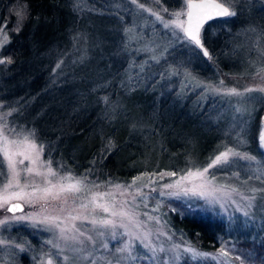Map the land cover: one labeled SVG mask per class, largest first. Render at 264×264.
Returning a JSON list of instances; mask_svg holds the SVG:
<instances>
[{
	"label": "rangeland",
	"instance_id": "rangeland-1",
	"mask_svg": "<svg viewBox=\"0 0 264 264\" xmlns=\"http://www.w3.org/2000/svg\"><path fill=\"white\" fill-rule=\"evenodd\" d=\"M73 1L83 10H80L82 26L76 38L77 59L83 62V67L95 69L102 76L106 68L101 70V53L110 55L105 57L108 62L123 50L121 58L125 67L114 83L125 89L115 96L133 86L128 77L130 69L153 66L159 71L160 68V80L166 82V92L173 94V102L180 106L187 102L184 122L189 124L192 135L195 137L202 131L204 145L213 141L214 150L210 155L208 149L202 154L198 147L201 160L208 155L204 162L186 166L179 162L177 170L142 171L127 181L118 182H103L57 169L40 152L39 163L34 167L41 173L51 167L55 175L47 177L49 184L43 175L21 173V187L28 183L30 186L23 191L31 195L8 201H19L20 210L9 212L7 204L0 207V264H137L139 261L256 264L252 259H243L245 248L235 241L239 238L259 241L264 237V141L261 140L264 121L260 118L264 112V91L261 90L264 89V12L261 0H227L226 3L217 0L235 15L215 17L204 24L200 38L202 35L216 37L215 33H219L213 38L215 46L206 47L209 51L206 58L193 54V43L185 38L182 30L164 26L177 19V12L186 10L185 0H172L168 5L161 0ZM180 19L184 21V16ZM3 41L0 32V44ZM194 55L199 61L193 60ZM105 66L109 68L106 62ZM121 97L105 105L103 112L111 117L110 122L114 120L113 111L120 106ZM198 109L202 110L200 115ZM5 114L0 107V129L10 140H23L29 132L22 127L9 129ZM195 125L199 127L193 129ZM178 143L181 146L183 140ZM189 146L187 141L185 147ZM229 149L240 155L229 156L227 161L208 168L216 156ZM244 156L254 159H243ZM168 158L167 154V162ZM194 159L185 157V153L178 156L179 161L186 163ZM26 166L33 165L28 161L19 165L21 169ZM205 168L208 172L203 177L182 179L189 172H203ZM2 171L0 192L7 183L6 165ZM164 173L174 175L162 176ZM77 181H82L80 191L60 192L59 185ZM178 182V187H165ZM37 188H48L50 193ZM20 190L10 188L9 194ZM98 204L108 206L110 211L105 213ZM176 209L218 216L224 222L225 233L218 239L217 248H196L174 234L169 225V212ZM112 211L127 215L114 216ZM93 220H111L114 226L93 224ZM127 244H131L130 253L121 251ZM187 249L209 255L194 258ZM245 250L248 254L253 252L250 248Z\"/></svg>",
	"mask_w": 264,
	"mask_h": 264
},
{
	"label": "trees",
	"instance_id": "trees-1",
	"mask_svg": "<svg viewBox=\"0 0 264 264\" xmlns=\"http://www.w3.org/2000/svg\"><path fill=\"white\" fill-rule=\"evenodd\" d=\"M161 1L172 4V0ZM80 10L73 0H0V32L4 36L0 44V60L4 61L0 63V107L6 111L9 129L34 131L35 141L43 145L42 156L55 168L103 182L127 181L142 171L177 170L179 162L185 166L204 162L214 150L213 141L204 145L202 131L192 135L184 122L187 102L181 106L173 102L166 82L160 80V68L130 69L128 77L133 86L115 96L125 89L114 83L125 67L123 50L118 57L111 54L114 60L109 58L108 62L105 57L110 55L101 53V70L106 68L102 76L83 67L76 50L82 26ZM216 37L202 35V47L188 39L193 43V54L206 58L203 50L209 55L206 47L215 46ZM195 55L193 60L199 61ZM119 96L120 106L115 107L110 122L111 117L103 112L105 105ZM182 140L183 148L178 143ZM198 147L202 154L208 149L204 160ZM184 153L195 159L179 161L178 156ZM169 225L174 234L203 250L217 248L218 239L225 233L224 222L209 212L176 209L169 212ZM235 242L253 250L248 254L244 249L243 259L264 264V237Z\"/></svg>",
	"mask_w": 264,
	"mask_h": 264
},
{
	"label": "snow or ice",
	"instance_id": "snow-or-ice-1",
	"mask_svg": "<svg viewBox=\"0 0 264 264\" xmlns=\"http://www.w3.org/2000/svg\"><path fill=\"white\" fill-rule=\"evenodd\" d=\"M227 0H225V3ZM186 4V12L181 11L177 12L175 14L176 20L172 22V24L165 23V28L168 27H175L177 29H180L184 32L185 36L191 40L194 41V43L197 46L202 47L201 39H200V33L204 26V24L212 20L214 17H228L235 15L234 12L230 11L228 7L224 6V3H219L217 0H200V2H196V0H185ZM186 15L187 16V27H185V21L181 20L180 17ZM159 19V16H157ZM204 55L208 56V52L205 50ZM10 62V61H9ZM0 63H4V61L0 60ZM59 67V65H57ZM264 91V89H261ZM247 91H252V89H248ZM6 127V125H5ZM15 131V130H13ZM35 132H29L27 135L24 136L23 140L17 141V140H10L3 132L2 129H0V175H3L2 169L7 167V183L4 184L2 192H0V207H3V205L7 204L8 201L12 198L17 199H23L25 195H31L26 194L23 189L29 187L30 185L28 183H25L21 187V173L23 172L26 176H44L45 181L47 183H51L50 180L47 179L48 176H54L55 172L52 170L51 167L47 168L46 173H41L35 165L39 163V154L43 151V145H40L39 147L35 143ZM261 140L264 141V133L261 134ZM15 146V148H13ZM240 154L238 152H233L231 149H229L227 152H223L220 155L215 157V160L208 165V168L214 167L216 164L220 163L221 161H227L229 156H239ZM17 157H20V159H17ZM243 159L252 160L253 157L250 156H244ZM25 161H28L30 165L33 166H26L23 169L19 167V165H23ZM208 168H205L203 172H189L187 176L182 177V179H188L190 177H203L205 173L208 172ZM163 175H174V173H164ZM139 179V178H136ZM82 181H77L74 184H68V185H59L60 192L69 191V192H78L80 191V185ZM135 183V180L133 181ZM179 182L176 185L168 184L165 185L166 188H172V187H178ZM17 187L20 188V191L12 192L9 194V189ZM53 187H57L56 185H53ZM119 187V185H117ZM37 191H43L46 194L50 193V189H36ZM187 191V190H186ZM59 193H57L58 195ZM31 202V201H29ZM98 208H101L105 213H108L110 211V208L105 205H96ZM19 204H14L8 207V211L12 212L15 210L20 209ZM111 215H127L126 213H117L115 211L111 212ZM73 219H76V217H73ZM93 224L100 223L102 225H113L114 222L111 220H101V221H92ZM145 247H149L148 245H145ZM131 244L125 245L121 251H128L131 252ZM153 252L155 249H151ZM187 251H190L193 255V257H206L209 254L206 253H199L195 249H187ZM226 255V254H225Z\"/></svg>",
	"mask_w": 264,
	"mask_h": 264
},
{
	"label": "water",
	"instance_id": "water-1",
	"mask_svg": "<svg viewBox=\"0 0 264 264\" xmlns=\"http://www.w3.org/2000/svg\"><path fill=\"white\" fill-rule=\"evenodd\" d=\"M196 2H200V0H196ZM217 2H219V1H217ZM220 3V2H219ZM262 5H263V7H264V0H262ZM225 6V5H224ZM226 7V6H225ZM185 12H186V10H185ZM215 18V17H214ZM184 21H185V27H187V23H186V21H187V16L186 15H184ZM182 33L184 34V32L182 31ZM184 36H185V34H184ZM186 37V36H185ZM187 38V37H186ZM188 39V38H187ZM194 42V41H193ZM204 51L205 50H203V53H204ZM263 121H264V118H263ZM14 204H19L21 207H20V209L22 208V204L19 202V201H10V202H8L7 203V205H6V209H8V207H10L11 205H14ZM19 209V210H20ZM15 211H17V210H15ZM13 212V211H12Z\"/></svg>",
	"mask_w": 264,
	"mask_h": 264
},
{
	"label": "flooded vegetation",
	"instance_id": "flooded-vegetation-1",
	"mask_svg": "<svg viewBox=\"0 0 264 264\" xmlns=\"http://www.w3.org/2000/svg\"><path fill=\"white\" fill-rule=\"evenodd\" d=\"M261 4H262V0H261ZM262 7H263V5H262ZM263 12H264V7H263ZM260 118H261L262 121H263V118H264V112L260 114Z\"/></svg>",
	"mask_w": 264,
	"mask_h": 264
}]
</instances>
